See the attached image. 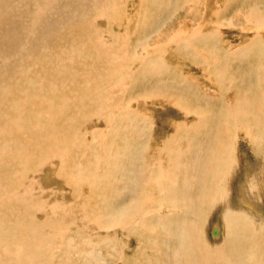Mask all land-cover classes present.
Masks as SVG:
<instances>
[{"label":"bare ground","instance_id":"bare-ground-1","mask_svg":"<svg viewBox=\"0 0 264 264\" xmlns=\"http://www.w3.org/2000/svg\"><path fill=\"white\" fill-rule=\"evenodd\" d=\"M93 1L97 3L96 0ZM98 1L102 4L101 6L98 4L99 2L97 3L99 6L98 12L102 14L101 10L105 8L103 12V14H105L110 0H107L108 3L104 0ZM184 1L185 0H175L176 3L174 6L172 4L173 11H170L171 14H175L176 11L181 12L185 9L190 1L185 5ZM23 6H27L26 13L24 11L22 13L21 9ZM91 6H94V4H90L89 0H0V42L2 44L0 47L4 48L6 51L2 52V57L4 59L0 60V68L5 64H10L9 68L11 69L10 73L8 71V77L0 76V102L3 105L2 113H0V215L3 217L4 213H6L8 216L5 218L3 217V219L0 217V237L4 234L5 237L7 236V233H4L2 229L10 226V224L14 222V219L15 222L13 225L17 226L20 223L21 217L25 216H20L18 213L21 208L26 210L29 208L31 209L38 204L36 201L38 200L37 198L46 196L44 185H41L39 188V196H36L32 190L28 189L29 192H20L19 182L23 178V175L29 172L27 166L36 160L35 157L38 160H42L44 156L52 155V148L55 147L57 143L59 147L69 145L78 146L75 139L70 138L71 135H73V137L75 136V133H73V128L76 125L75 121L65 116L67 110L71 108L70 103L72 102V97L71 94L67 95L66 92L64 93V90L74 91L79 82V78H81L78 73L83 74V70H85V68H83L84 58L82 57L83 55L87 56L89 54L87 49L88 43L86 41L90 40V38L87 36V30L91 29L90 27L96 23L95 20L93 23L92 18L89 16L93 10ZM82 8L84 11L79 13ZM162 11L164 13V10ZM260 11L261 10H259V12L257 10L249 11L243 16L247 24L249 23L256 27V29L253 27L252 30L259 31L256 39L257 41L258 39L262 41L264 46L263 35L260 33L264 30V15L260 13ZM168 12L169 10L166 12V15ZM20 13L22 14L20 15ZM57 13H66V18L68 22H70L69 25L62 31L55 30L54 32L49 31V33L44 32L46 34L41 35L42 37L38 41L39 43H43L44 40L50 39V37L54 35H58V37L62 39H67L69 42H65L62 39L61 41H63L65 45L70 44L72 49L75 48L76 53L71 51L73 58L64 54V51L61 49L53 50L54 48L46 45L48 47L47 50L40 43V50L43 51L41 56H50V61L46 68L35 67L33 69H28L26 66L25 70L22 69V63H24V61L27 63L28 57L31 54V50L26 47L27 44L25 43L23 48H19L16 52V47L12 51V47H7L6 43L2 42L8 40L9 43L22 44L21 39L25 40L27 38V43L32 46L33 44L31 42L38 39L37 36L39 34L36 29L37 26H40V23L47 21L46 24H51L54 28H59L61 26L62 23ZM188 14L194 18V16H192L195 14L194 10L191 11L190 9ZM12 15L17 16L14 18V23L9 22V19L13 17ZM24 17L31 19V23L32 20L35 23L34 27L29 30V34L28 31H26L25 34V30L23 29L25 23L21 24V20ZM155 22L156 21L153 20V22L148 21L146 24L143 23L144 29H140L142 23L140 22L136 27L138 29H134V33L140 32V34L138 33L141 36H139V38L144 39L141 44L142 48L137 46L133 49L134 55L132 59L136 62L133 61L128 70L124 69L123 63H121L122 67H115L116 70L113 72L114 78L112 80L117 78L118 75H116V73L118 72L124 73V76L128 73L127 78L121 77V79L123 78L122 82L127 86L123 85L122 88L119 87L120 84H116V86L120 90L119 96L124 95L122 97H126V95L129 94L132 98L135 88L146 85L144 83L141 84L139 82L140 80H147L150 85L146 86L145 89L142 88L143 91L148 89V87L152 90L151 87L160 86L159 83H164L161 88L170 95L168 97L175 98L176 105L182 108H192L193 102H195V100L193 101L192 99L193 96H191L190 100H187L188 98H185V95L184 97H180L177 92L179 91L178 93L180 95L183 93H188L190 95L189 90L196 87L188 86L186 84L187 76L181 73L180 76L182 79L179 78L178 86L183 87L181 88L182 90L176 88V81L173 83V80H171L172 68L169 65L170 60L168 64L167 58L165 59L164 56L165 50H163V47L166 48L167 45L178 40L177 45L179 48H190V45L194 43L190 39H197L195 38L197 34L199 38L197 42L200 43H208L211 37H207L208 35L201 36L200 33L196 32L191 38L188 36H180L177 39L173 38L171 40L173 32L168 34L170 36L169 38H166L169 40L170 44L166 41L163 44L160 42L162 41L160 39L162 38L164 40L167 33L165 37L164 33L162 35V31H160L161 26L158 27L157 24V31L155 30V33L152 32L149 34L151 32L150 29L153 27L151 24ZM97 25L101 26L99 23H97ZM111 26L110 23L108 27L106 26V32L112 31L114 26ZM123 27L124 25L121 28ZM128 29L131 30V24H129L127 29L124 28V30ZM7 30L10 32V35L4 36ZM96 32H99V30L96 29ZM170 32L172 31H169V33ZM96 38H98V36ZM150 42H160L158 45H155L158 46L156 49L158 53L152 56L147 49L152 47ZM125 47L129 49L130 43L125 45ZM105 54L108 59L98 57V61L100 59L99 62L114 64L111 62L113 61L112 56L115 54L109 51H106ZM53 55H55L57 59H64L66 63H69L72 67L61 64L50 66ZM159 55L160 58L157 59L155 63H152L154 57ZM236 58L230 59L231 61L228 60L227 67L224 66L221 61L215 59L214 68L217 71V77H219L217 85L221 86L219 82H221L222 79L223 83H225L224 78L226 79V75L230 73L227 72L230 70L228 67L239 57ZM233 59H235V61H233ZM93 61L92 64L96 62V60ZM137 62H139L140 68L134 66ZM74 63L81 69L76 70V68L73 67ZM261 63L262 57L258 55L254 62L249 64V67L243 71L245 74L243 73L244 76L242 78H245V82L242 83H248L246 86L250 84V88H252L251 91L244 90V95L231 104L223 102V105L219 106L218 113L214 110H209L199 115L198 125L200 128H203L204 131L202 130L198 133H194L193 131L192 133L182 132L184 134L178 132L167 141H164L165 143L161 145L158 141L162 138L161 136L165 134L164 131L157 133L156 131L149 132L150 135H146L144 141L138 139L139 141H136L135 146L129 138L121 139L122 144L118 148L120 153L112 159L118 160L115 164L117 167L115 166V168L112 169L113 174L106 168L103 172V177L96 176V180L92 181V185L102 188L101 184L106 183L111 177L113 184L119 183L117 182L118 180L115 181V175H118V171L122 172L127 169L135 170L137 177L133 179L136 180L137 185L133 184V186H135L132 188V185L128 183L127 189L129 192L130 190L132 191L130 196L131 200L127 206L124 204L126 200L121 203L122 205L119 204V206L118 203L120 202H116V208L114 207L116 211L111 216L112 218L110 217L107 224H105L104 214H100L97 218L100 220L102 216L106 228L118 225L124 231H127L129 236L136 234L137 229H140L139 232H146V234L148 232L150 235L156 236H153L152 239L155 238V242L158 244H155V246L153 245L152 248L158 247L159 245L163 249L165 246L163 249L164 251H162V257H160L161 259L157 258L159 259L157 261L158 264H264V202L262 201V199H264V64ZM115 65H118L116 61ZM90 70L96 71L98 69L93 67L92 69H87V71ZM133 74L135 75L132 76ZM88 77L89 76H87V78ZM165 77H167V79L164 81ZM194 79L199 81L196 77H194ZM107 80L108 78L105 81ZM239 80H241V78ZM171 81L172 83H170ZM26 83H28L27 86H25ZM173 84L176 86H173ZM203 85L206 87L201 85L203 88L200 90V92L203 91L202 96L200 94H198L199 96L195 95L196 93L194 94L192 91L191 93L195 96L194 99L196 98L200 103L204 100L203 98L208 95L207 100L210 102L211 99L209 97L211 93H209V85L206 82H204ZM242 85L239 86L242 87ZM101 87H104V85ZM241 87L240 89H242ZM82 89L83 87L79 91H74L77 93L75 97L78 100L83 96L81 93ZM235 89L237 88L235 87ZM176 90L178 91L176 92ZM98 93L105 95V90L102 93ZM116 94L117 92L115 95ZM129 101L131 103V100ZM20 102L22 105L18 104ZM25 106L31 107L32 113H26L24 110ZM130 108H132L131 104ZM200 110L202 109L199 108L198 112ZM125 113L123 117H136L138 115L136 111H131L129 108L126 109ZM3 114L4 124L1 118ZM24 115L28 116V118L25 116L26 119H24L22 117ZM109 121L111 123L113 122L112 119H109ZM237 126H240L238 129L239 131H247L249 136L253 137L255 141V146L258 148L256 152H258L260 158L258 161L255 160L257 161L256 165H252L251 162L249 163L250 160L243 163L241 161L242 159H240L241 155L238 154L239 146L237 147L239 144L237 141L239 137ZM155 134L157 136H155ZM185 141H187L186 144ZM143 142H146L147 146H143ZM151 142L155 143V146H152L154 155L152 157H146L145 154L149 153ZM163 150L166 152L169 151L170 154H172V157L169 158L168 156L169 160L163 157ZM243 152L244 151H242V153ZM73 153H71L69 157L72 156ZM254 154L255 153H253V156ZM56 155L61 156L63 153H58ZM141 161V166L144 167V169L139 172V170L135 169L136 165L134 163L138 162V164H140ZM88 174L95 175L91 173L90 170ZM26 178H29V176H26ZM241 179L242 181L239 184ZM6 183L7 186H5ZM35 184L36 183H34V185ZM119 186L120 185H118V187ZM135 187H137L136 190ZM122 189L124 188L122 187ZM120 190L119 188L118 191ZM134 191H136L134 195L138 194L140 198L139 196L136 197L133 195ZM121 192L124 191L121 190ZM115 193L117 195V192ZM134 198L140 199V202L137 203L133 200ZM122 200L123 199H121V202ZM154 204H157V206H154ZM163 208L170 209L172 211L171 216L165 218L163 215L164 213L162 214L161 212ZM41 209L42 205L40 204L37 205L35 211L39 212ZM212 212H215L213 217L218 218V223L217 221L213 223L209 222V224L212 225L209 229L207 220ZM165 215L167 216V214ZM154 218L158 220L155 219V221H153ZM164 221L168 222V227L172 224L175 226L172 225L169 229L166 228V231L165 228L164 231H160L155 223ZM10 228L15 229L13 226ZM22 230L25 229L22 227ZM143 240L141 241L142 243L145 242H143ZM8 244L10 245L9 242L7 245ZM4 246L5 245H3V247ZM16 246L14 247H16L19 252H17V255L15 254L16 252L14 254L15 256H19L22 248L19 247L18 244ZM7 248H9V246L4 249L6 254L4 253V255H2L3 253H0V264H8L11 262L12 264L18 263L14 261L17 260V257L12 253H8L10 250H7ZM120 254L121 252L119 255ZM156 255H158V253ZM24 258H21L23 262H25ZM151 259L153 260V257Z\"/></svg>","mask_w":264,"mask_h":264},{"label":"rangeland","instance_id":"rangeland-1","mask_svg":"<svg viewBox=\"0 0 264 264\" xmlns=\"http://www.w3.org/2000/svg\"><path fill=\"white\" fill-rule=\"evenodd\" d=\"M96 1L97 3L99 2L98 0ZM188 1L190 2L187 4L185 9H183L184 11H176L177 13L175 12V15L173 13L171 14L170 12L173 11L172 4L174 6L176 3L175 0H110V4L107 5L108 8H106L105 14H103L105 8L101 10L102 14L98 12V4L102 6L101 2L97 4L93 0H89L90 4H94V6H91L93 7V10L89 16L92 18L93 23L94 20L96 23L90 27L91 29L87 30V36L90 38V40L86 41L88 43L87 49L89 54L87 53V56L83 55L82 57L84 58L83 68H85V70H83V74L78 73L81 78H79V82L77 83V86L74 90L79 91L83 87L81 91L83 96H81L82 98L78 100L75 97L77 95L76 92L70 90L67 91V89L64 88V93L66 92L67 95L71 94L72 97V102L70 103L71 108L67 110L65 116L74 119L76 124L73 128L75 138L73 135H71L70 138L75 139V142L78 143V146L76 147L69 145L65 147H59L57 143V145L52 148V155L44 156L42 160H38L35 157L36 160L30 163V166H27L29 172L26 175L24 174L23 178L19 182L20 192L25 193L29 192L28 190H32L36 196H39V188L41 185H44L46 196L43 198H37L38 200H36L38 202L37 205H42V209L39 212L35 211L37 205L27 210L21 208L18 213L20 216H25L21 217L22 219L20 220V223L17 226L13 225L15 222L14 219V222L10 224V226L4 227L5 229H2L4 233H7L6 237L4 236L5 234L0 237V253H3L2 255H4V253L6 254L4 249H6L8 246L9 248H7V250H10L8 253L14 254L16 252L15 254L17 255L19 250L17 251L18 247L16 245L18 244V246L22 248V250H20L21 256H15L14 254V256L17 257V260L14 261L18 262L19 264H158L157 261L159 259L157 258L162 257V251H164L163 249L165 246L163 249L159 245L158 247L152 248L153 245L155 246V244H158L155 242V238V240L152 239L154 235H150L148 232L147 234L146 232H139L140 229H137L136 234L129 236L128 232L124 231L118 225L112 226L110 228H106L105 225L109 222L110 217L116 211L114 210L116 202H120L118 203L119 206V204L122 205L121 203H123V201L125 202L126 200L124 204L127 206L131 200L130 196L132 191L130 190L129 192L127 186L130 184L133 188L135 185H137L136 180L133 179L137 177L135 170L133 171L132 169H127L123 170L122 172L118 171V175H115V181L118 180L117 182L119 183L113 184L111 180L112 177L109 179L107 178L108 180L106 179V183L101 184L102 188H99L96 185L93 186L92 181L96 180V176L103 177V172L106 170V168L111 174H113L112 169L115 168V164L118 160L112 159L120 153L118 148L122 144V138H129L132 141V144L135 146L136 141H144L146 135H150L149 132L156 131L157 133L164 131L165 134L162 135V138L158 141V143L161 145L165 143L164 141H167L170 137L174 136L178 132L192 133L193 131L194 133H198L202 130L204 131V129L200 128L198 125V118L200 117L199 115H202L203 112H208L209 110H214L217 112L220 108L219 106L223 105V102L231 104L236 99L238 100L244 95V90L251 91L252 88H250V84L246 86L248 83H242L245 82V78H242L245 74L243 71L249 67V64L254 62L258 55L262 57L261 64H264L263 42L259 39L257 41L256 39L259 31L252 30L254 26L249 23L247 24L244 18V16L249 11L251 12L253 10H257L258 12L261 10L260 13L264 15V0H185L184 5ZM190 9L191 11L194 10L195 14L192 15L194 18L188 14ZM21 10L22 13L23 11L26 13L27 6H23ZM162 10H164L165 15ZM168 10L169 12L166 15ZM82 11H84L83 8L79 11V13ZM22 13H20V15ZM57 15L60 17L59 20L62 23L61 26L59 28H54L51 24H46L47 21L40 23V26H37L36 29L38 30L37 33L39 34L37 36L38 39L31 42L33 44L32 46L27 43V38L25 40L21 39L22 44L9 43L8 40L2 42L6 43L7 47H12V51L16 47V52L19 50V48L22 49L25 43L27 44L26 47L31 50L32 55L30 54L28 57L27 63L25 61L22 63V69L25 70L26 66L28 69H33L35 67L46 68L50 61V56H41L43 51L40 50V43L47 50V46L54 48L53 50L61 49L64 51V54L70 58H73L71 51L75 52V48L72 49L70 44L65 45L64 42L61 41L62 38H59L58 35H54L50 37V39L44 40L43 43H39L38 41L42 37L41 35L46 34L44 32L49 33V31L54 32L55 30L62 31L67 25H69L70 22H68L66 18V13H57ZM12 16L13 17L9 19V22L14 23V18L17 16ZM153 20L156 22L151 24L153 27L150 29L151 32L148 33H155L154 31L161 26L160 31H162V35L164 33L165 37L167 33L164 40L162 38L160 39L162 40L160 42L163 44L165 41L169 43V40L166 38H169L170 36L168 34L173 32L174 33L171 40L173 38L177 39L180 36H188L191 38L196 32L200 33L201 36L208 35L207 37L210 36L212 39H210L208 43H200L197 42V40H199L197 34L195 36L197 39H190L194 42L190 45V48H179L177 45L178 40L172 42L171 44L169 43L170 45H167L166 48L163 47V50H165V59L167 58L168 64L170 60L169 65L172 68L171 80H173V83L176 81L175 83L177 86L174 84L173 86H176V88L182 90L181 88L183 86H178V81L179 78L182 79L180 76L181 73L182 75L184 73V75L187 76L186 84L190 87H196L194 89L192 88V90H189L190 95L188 93H183L180 95L178 93L179 91L176 90V92L178 91L177 94L180 97H184L185 95V98H188L187 100H190L191 96H193L192 99L193 101L195 100V102H193L194 104L192 103V108L184 107V109L176 105L175 98L168 97L170 95L161 88L163 87L164 83H159L160 86L157 85L156 87H151L152 90L150 87H148V89L143 91L146 86H150L147 80L139 81L141 84L144 83L146 85L135 88L133 94L134 99L130 97L129 94H127L126 97H122L124 95L119 96L120 90L116 84H120L119 87L122 88L123 85H125V83L122 82L123 78H127L128 73L124 76V73H119L117 71V78L112 80L114 78L113 72L116 70L115 67H122L121 63H123L124 69L128 70L131 63L133 61L136 62L134 59H132L134 55L133 49H135L137 46L142 48L141 44L143 43L144 39L139 38L140 32H138L139 34L134 33V29L140 24V22H142L140 29H144L143 23L146 24L148 21L153 22ZM97 23H99L101 26H98ZM109 23L112 25L111 27L114 26L115 29L113 28L112 31L106 32V28L108 27ZM21 24H24L23 29L25 30V34L26 31H28L29 34V30L35 25L33 20L31 23V19L27 17H24L21 20ZM129 24H131V30H124V28L127 29L129 27ZM123 25L124 27L121 28ZM96 29L99 30V32H96ZM254 29H256V27H254ZM169 31L172 32L169 33ZM177 32L180 33L178 34ZM260 33L263 35L262 37L264 39V30H262ZM9 35L10 32L7 30L4 36ZM97 36L98 38H96ZM62 40L69 42L67 39ZM160 42H150L152 47L147 49L151 56L158 53L156 52L158 46L155 45H158ZM128 43H130L129 49L125 47V45ZM0 46H2L1 42ZM106 51L115 54L112 56L113 61L111 62L114 64L99 62L100 59L98 61V57L108 59L105 54ZM2 52L6 51L4 48L0 47V60L4 59L2 57ZM236 56L239 58L237 59ZM159 58L160 55L157 57L155 56L152 63H155ZM232 58H236L237 60L235 61V59H233L235 62H232L233 64H231V66L229 65L230 67L228 68L230 70L227 69V72H230L231 74L228 73L226 75V79L224 78L225 83H223L222 79V81L219 82L221 86L217 85L219 77H217V71L214 68V61H216L215 59H218L224 64V66L227 67L228 60ZM93 60H96L94 64H92L94 62ZM115 61L118 65H115ZM58 64L72 67L69 63H66L64 59H57V57L53 55L50 66ZM9 66L10 64H5L2 66V68H0L1 77H8V71L9 73L11 72ZM134 66L140 68L139 62H137V64ZM73 67L76 68V70L81 69L76 66V63L73 64ZM92 67L98 70L87 71L88 68L92 69ZM239 74L241 80H239ZM134 75L135 74L132 76ZM87 76L89 77L87 78ZM121 77L123 78L121 79ZM194 77L199 79V81H196ZM107 78L109 81H105ZM166 79L167 77H165L164 81ZM204 82L209 85V93H211L209 98L211 100L209 102V100H207L208 95H206L207 97L205 96L203 98L204 100L200 103L196 98L194 99L195 96L192 95V93H196L195 95L200 94L202 96L203 91L200 92V90L202 86H204ZM170 83H172V81ZM27 85L28 83L25 84V86ZM103 85L104 87H101ZM239 85H242V87ZM235 87L237 89H235ZM240 87L242 89H240ZM104 90L105 95L98 93H102ZM116 92L117 94L115 95ZM129 100H131V103ZM18 104L22 105L21 102ZM130 104L132 108H130ZM30 108L31 107L27 106L24 107L26 113H32ZM128 108L131 111H136L138 115L136 117H123V114ZM199 108L202 110L198 112ZM2 109L3 105L0 102V113H2ZM197 112L201 114H198ZM25 116L26 115L22 117L24 119H26V117L28 118V116ZM1 118L4 124V114L1 115ZM109 119H112L113 122L111 123ZM239 127L237 126V131L239 134L237 140L239 144L237 147L239 146L238 154L243 156H240V159H242L241 161L243 163H246V161L250 160L249 163L251 162L252 165H256V162L260 158L258 156V152H256L258 148L255 146V141L253 137L249 136L247 131H239ZM155 136L157 135L155 134ZM146 142L142 143L143 146H147ZM186 142L187 141H185V144ZM152 146L154 147L155 143L151 142V148L149 153L145 154L146 157H152L154 155V149ZM73 148L75 154L73 153ZM242 151L245 153H242ZM58 153H63V155H56ZM71 153L73 154L69 157ZM163 153V157L166 160H169L168 156L169 158L172 157V154H170L169 151L166 152L163 150ZM253 153H255L254 156ZM134 164L136 165L135 169L139 170V172L144 169V167L141 166L142 161L140 164H138V162ZM89 170L95 175H89ZM26 176H29V178H26ZM242 179L239 181V184L241 183ZM34 183L36 184L34 185ZM133 184L135 185L133 186ZM118 185L120 186L118 187ZM5 186H7V183ZM122 187L125 190L122 189ZM119 188L124 192H121V190L118 191ZM136 189L137 187H135V190ZM115 192H117V195ZM135 192L136 191L133 192V195ZM134 196L137 197L139 195L137 194ZM121 199H123L122 202ZM133 200H135L137 203L140 202V199L138 198H134ZM262 201L264 202V199H262ZM154 206H157V204H154ZM150 209L153 210L152 208ZM161 212L162 214L164 213L163 215L165 218L171 216L172 213V211L168 208H163ZM100 214L105 215V224L102 216L100 217V220L97 219ZM165 214H167V216ZM214 215L215 212H212L209 219L207 220L209 229L212 226L209 224V222L213 223L214 221H217L218 223V218L213 217ZM0 217L2 216L0 215ZM3 217L5 218L8 216L6 213H4ZM155 219L157 218H154L153 221H155ZM164 222L155 223L160 231H164V228L166 231L172 227V225L175 226L172 224L168 227V222ZM11 226H13L15 229L10 228ZM22 227L25 230H22ZM142 240L145 242L142 243ZM6 242H9L10 245H7ZM3 245L5 246L3 247ZM14 246H16L17 249ZM120 252L121 254L119 255ZM157 253L158 255H156ZM23 254H27V257ZM22 257H25V262H23V259H21ZM148 257H153V260ZM8 264H12V262Z\"/></svg>","mask_w":264,"mask_h":264}]
</instances>
